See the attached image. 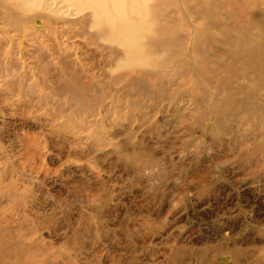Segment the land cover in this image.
<instances>
[{"label":"rangeland","instance_id":"rangeland-1","mask_svg":"<svg viewBox=\"0 0 264 264\" xmlns=\"http://www.w3.org/2000/svg\"><path fill=\"white\" fill-rule=\"evenodd\" d=\"M0 264H264V0H0Z\"/></svg>","mask_w":264,"mask_h":264}]
</instances>
